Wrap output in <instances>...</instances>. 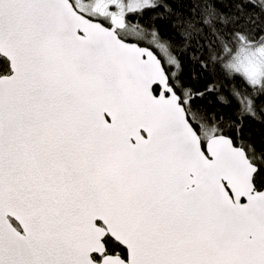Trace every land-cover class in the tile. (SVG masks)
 Masks as SVG:
<instances>
[{"label":"snow or ice","instance_id":"1","mask_svg":"<svg viewBox=\"0 0 264 264\" xmlns=\"http://www.w3.org/2000/svg\"><path fill=\"white\" fill-rule=\"evenodd\" d=\"M0 264H264V0H0Z\"/></svg>","mask_w":264,"mask_h":264},{"label":"trees","instance_id":"2","mask_svg":"<svg viewBox=\"0 0 264 264\" xmlns=\"http://www.w3.org/2000/svg\"><path fill=\"white\" fill-rule=\"evenodd\" d=\"M255 131H256L257 134H259V131H260V130H259V128L257 127V128L255 129Z\"/></svg>","mask_w":264,"mask_h":264}]
</instances>
